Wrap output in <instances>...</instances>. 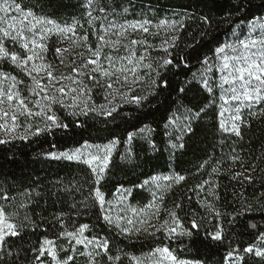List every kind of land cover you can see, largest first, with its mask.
I'll list each match as a JSON object with an SVG mask.
<instances>
[{
    "label": "snow or ice",
    "instance_id": "snow-or-ice-1",
    "mask_svg": "<svg viewBox=\"0 0 264 264\" xmlns=\"http://www.w3.org/2000/svg\"><path fill=\"white\" fill-rule=\"evenodd\" d=\"M248 2L250 4L251 0ZM244 8L245 0L232 4V12L240 14V20L245 23L229 19L227 23L230 26L235 24L236 30L225 42L210 48L211 55L198 58V70L191 72L190 77H186L176 90L177 99L173 102L176 110L171 117L165 116L167 123L164 124L170 146L168 150L172 155L185 149V137L190 140L196 136L209 116L215 117L214 127L217 131L230 132L240 139L243 138L242 129L250 127L253 118L264 119V16L249 18L247 11L241 13ZM93 11L98 14L94 16ZM123 11L127 12L128 9ZM85 12L88 17L86 23L96 37L95 46L88 42V31L82 35L78 33V29H84V24L79 20L73 19L71 23L61 25L45 15H38L31 0H0V145L16 140L31 142L69 128L57 109L77 120L89 114H100L114 120L122 104L143 107L149 102V95L144 94L145 85L155 90L152 95L159 94L162 86L169 87L170 81L165 79L167 71L186 63L184 57L173 54L178 47L175 42L180 39L178 33L186 26L184 20L165 18L154 22L141 17L120 23L114 12L109 19L107 7L99 6V0H87ZM182 15L187 16V13ZM197 19L211 27L207 16ZM161 31L165 35L159 45L150 43L147 37L131 38L133 33L138 32L155 38L160 36ZM53 35L61 40H70L71 44L67 48L55 47L50 50L48 42ZM70 50H74V54L66 62L64 53ZM154 50L162 51L163 55H152ZM49 54L52 60L48 59ZM56 60L58 64L54 62ZM177 60L179 63L175 62ZM16 69L20 70L19 75L14 74ZM96 93L102 95L104 104L95 103L93 97ZM74 126L84 127V124L80 122ZM169 128L172 131L169 132ZM153 131L149 125H143L127 132L126 140L131 145L139 137L153 151H158L151 135ZM120 143L119 137H113L103 144L84 140L75 147L63 151L49 150L43 155L53 160L77 161L88 166V178L92 183L87 193H83L82 185L73 186L71 191L83 194L85 210L89 206L97 208L98 219L118 235L130 239L141 232L152 237L163 233L168 239L187 237L194 242L199 236L201 224L198 223V214L190 207L185 211L184 205L177 202L172 209H165L166 218L159 220V205L163 204L164 193L173 183L185 180L180 173L160 178L151 176L133 186L150 191L152 198L143 206L128 203L127 197L132 196L133 189L119 184L115 193L119 194L121 207L113 211V201L106 199L101 182L114 166L113 152ZM55 147V143H52V148ZM128 152H132L131 147ZM230 158L240 161L235 148ZM208 163L206 159L198 168ZM217 171V168H212L213 173ZM255 171L253 165L248 174L244 171L234 172L231 179L252 185ZM158 180L169 183L162 184ZM205 185H209V192L219 199L214 194V188L218 185L214 181L204 180L198 187L203 190ZM23 195L28 203L18 201L7 191L0 192V264H101L104 257L111 264L120 261L119 252H111L109 237L92 234L94 226L88 223L77 225L63 211L52 213L50 220L41 215L39 222L25 214L21 222V210L34 202L30 192ZM260 195L264 197V193ZM41 196V192H35V197ZM236 196L239 209L234 214L213 209L218 223L215 231L205 230V235L220 244H228L223 264H251L249 257L259 258V264H264V231L259 230L264 224L258 226L254 221L248 222L251 229L257 230L256 240L241 249L239 245L232 246L223 224L219 223L224 215H231L230 222L233 223L248 212L259 211L264 216V206L259 203V198L253 203L242 192ZM71 207L75 209L76 205ZM203 207L211 209L212 205L204 204ZM180 212H184V216ZM79 215L81 213H77ZM42 224H48L42 237L26 247L28 237L37 236ZM50 230L54 232L51 237L48 235ZM86 232L89 235H85ZM126 255H129L132 264H205L202 260L181 259L167 245H157L140 256Z\"/></svg>",
    "mask_w": 264,
    "mask_h": 264
},
{
    "label": "trees",
    "instance_id": "trees-1",
    "mask_svg": "<svg viewBox=\"0 0 264 264\" xmlns=\"http://www.w3.org/2000/svg\"><path fill=\"white\" fill-rule=\"evenodd\" d=\"M31 3L35 5L38 15H45L58 24L71 23L73 19L79 20L84 24V29H78V33L82 35L84 31H88V42L95 46L96 37L86 23L87 0H31ZM235 3H239V0H99V6L107 7L109 19L114 12L116 20L120 23L141 17H147L154 22L165 18L184 20L186 26L178 33L180 39L175 42L178 47L173 54L184 57L186 63L167 71L165 79L170 81L169 87L162 86L159 94L152 95L151 93L155 90L145 85L144 94L149 95V102L143 107L122 104L119 115L114 114V120L100 114L81 116L77 120L67 112L57 109L58 115L69 124V128L56 131L47 137L41 136L31 142L16 140L0 145V192L7 191L9 195L17 197L18 201L23 200L25 203H28V199L23 194L30 192L34 200L27 209L21 210L19 216L21 222L25 214L39 222L41 215L50 220L54 212L68 213L77 225L88 223L94 226L92 234L109 237L112 254L119 252L121 256L120 261L115 264H132L129 255L126 254L140 256L141 253L149 252L157 245H167L181 259L202 260L205 264H223L228 244H220L205 235V230L215 231L218 223L215 217L213 222L209 223L204 217L201 220L197 215L201 227L199 236L194 242L187 237L168 239L161 234L152 237L143 232L126 239L118 235L113 228L108 227L103 220L98 219L97 208L89 206L85 210L82 203L83 194L71 191L73 186L82 185L83 193H87L89 184L92 183L88 178V166L77 161L53 160L43 153L49 150L63 151L77 146L78 142L82 143L84 140L103 144L113 137H119L121 143L116 146L112 157L114 166L107 178L101 182L106 199L113 201L114 212L121 207L119 194L115 193L119 184L133 189L132 196L127 197L128 203L143 206L152 198L150 191L148 188L140 189L133 186L141 184L151 176H171L174 173L185 176V180L178 183L181 185L191 183L196 186L204 180H214L218 185L215 187V196L219 199L213 197L210 200L221 213L234 214L239 209L236 194L241 192L249 202L255 203L256 198H259V203L264 206V197L260 195L264 193V119L253 118L251 126L242 129L243 138L240 139L230 132L217 131L214 127L215 117L209 116L201 125V129L197 131L196 136L190 140L185 137V149L176 151L174 155L168 150L170 146L164 128V124L167 123L165 116L171 117L172 112L176 110L173 106V102L177 99L176 90L186 77H190L191 72L198 70V58L205 54L211 55L210 48L230 38L236 26L235 24L230 26L227 23L229 19L237 23H245L240 20V14L232 12V4ZM262 5L264 0H251L250 4L248 0H245V8L241 10V13L247 11L249 18L264 16ZM125 8L128 9L127 12L123 11ZM185 12L187 16L182 15ZM97 14L93 11L94 16ZM204 16L211 21V27L197 19ZM96 28H99V24ZM202 33L206 34L202 35ZM164 35L161 31L159 37L153 38L138 32L133 33L131 38L147 37L150 43L159 45ZM48 43L50 50H54L55 47L61 46V39L53 35ZM71 51L64 54L66 62L72 58ZM152 55H163V52L154 50ZM48 59H53L51 54ZM54 62L58 64V60ZM175 62L179 63V60ZM6 70L12 71L11 68ZM19 73L20 70L16 69L14 74L19 75ZM93 98L97 105L105 103L100 93H96ZM170 108L172 111H169ZM216 110L213 109V111ZM80 122L84 124V127L74 126ZM143 125H149L154 130L151 135L155 139L158 151H153L150 145L139 137L134 139L131 145L127 142L126 133L135 131ZM168 131L172 129L169 128ZM52 143H55V148H52ZM129 147L132 148L131 153L128 152ZM233 148L240 156L239 162L230 158ZM124 156L127 158L121 159ZM206 159L209 163L198 168ZM253 165L256 171L253 173L255 182L252 185L238 183L231 179L234 172L244 171L248 174ZM213 167L218 169L216 173L212 172ZM85 180H88V183H85ZM152 190L154 191V187ZM37 191L42 193L41 197H35ZM73 204L76 205L75 209L71 207ZM189 207L198 214L196 211L199 207L196 202L184 204L185 211ZM77 213L81 215L77 216ZM180 214L184 216V212ZM191 215L189 213L190 217ZM231 220V215H224L219 223L223 224L225 233L228 234L227 239L232 242V246L239 245L241 249L256 240L257 230L251 229L248 222L254 221L258 226L264 224V216L259 211L248 212L238 217L234 223L230 222ZM45 228H48V224L41 225L37 236H29V242H26L25 246L28 247L30 243L41 238ZM259 230L264 231V226H260ZM48 235L51 237L54 232L50 230ZM85 235L89 233L86 232ZM248 259L251 264H259V258L249 257ZM101 264H111V262L104 257L101 258Z\"/></svg>",
    "mask_w": 264,
    "mask_h": 264
},
{
    "label": "rangeland",
    "instance_id": "rangeland-1",
    "mask_svg": "<svg viewBox=\"0 0 264 264\" xmlns=\"http://www.w3.org/2000/svg\"><path fill=\"white\" fill-rule=\"evenodd\" d=\"M60 44H61L60 48H67L71 44V41L61 40ZM73 54H74V50L71 51V56H73ZM157 177L160 178L163 176H157ZM207 180L214 181L212 179H207ZM158 182L162 184L169 183L168 181H163V180H158ZM198 185L200 184H196L195 186V185H192L191 183H185L182 185L181 184L176 185L175 183H173L171 188L168 191H166L163 195V204L159 205L161 208V211L159 214V220L163 221L166 218V212L164 210L172 209L174 207V204L177 202L182 203L183 205L196 202V204L199 207V210L196 211L199 217H202V218L204 217L205 220H207V222L209 223L213 222V218H214L213 209L218 210L214 207L213 204H211L212 202L210 199L213 198L214 195L213 193L209 192V185H205L203 190H201L198 187ZM197 192H199V195H196ZM214 194H215V188H214ZM157 203L159 204V202ZM204 204H211L212 208L211 209L205 208L203 207ZM153 223H156V221H153ZM159 234L163 235V233H157L156 235H159Z\"/></svg>",
    "mask_w": 264,
    "mask_h": 264
}]
</instances>
